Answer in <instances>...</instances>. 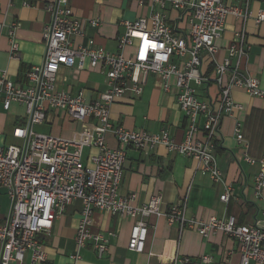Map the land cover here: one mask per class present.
Listing matches in <instances>:
<instances>
[{
  "label": "built area",
  "instance_id": "obj_1",
  "mask_svg": "<svg viewBox=\"0 0 264 264\" xmlns=\"http://www.w3.org/2000/svg\"><path fill=\"white\" fill-rule=\"evenodd\" d=\"M70 1L55 0L48 6L51 21L44 33V61L26 72V86L15 85L7 71L0 73L3 109L9 111L14 103L26 109L25 124L13 131L20 144L0 146V188L7 191L10 200L8 217L0 223V264H26V255L31 264L45 263L47 252L38 236L49 234L55 219L76 200L82 209L76 248L69 264H79L82 251L89 245L100 259L108 252L110 239L115 235L91 231L95 211L134 219L128 248L136 253H143L147 242L149 226L145 219L156 216L176 226L179 236L186 230L202 236L221 232L237 242L239 264H264V221L242 225L231 215L205 221L187 216L186 200L167 209L160 197L133 206L135 195L123 197L119 193L129 148L153 151L163 146L169 153L195 160L214 183L225 182L216 160L221 125L225 117L243 109L232 93L237 90L264 99L259 79L245 68L251 52L245 25L253 20L264 26V11L255 15L250 0H231V4L226 0H149L163 10L171 6L179 13L178 21L170 24L161 12L151 15L150 28L146 18L124 21V33L118 38L119 51L109 53L96 47L91 39L88 45L76 44V39L86 36L88 26L98 28L101 21L75 18ZM137 1L143 6L147 0ZM228 16L239 19L242 27L227 48V56L221 62L215 61L211 79L203 72V63L206 58H215L216 43L224 33ZM9 38L10 54L14 57L19 50L14 26ZM87 64L105 75V92L88 100L85 90L72 94L57 88L62 67L83 70ZM151 73L161 77L166 91L170 89L169 80L176 78L177 103L188 121L180 142L166 129L159 133L132 131L111 121L114 103L128 91L141 95ZM211 82L218 86L219 96L215 101H204L198 91ZM54 111L81 124L82 129L74 131L71 138L37 132L35 127L45 124ZM235 134L242 142L240 122L235 125ZM108 135L116 140L117 148L108 145ZM93 148L96 153L90 157L91 166H87L84 154ZM245 159L258 166L254 190L256 199H261L264 156ZM230 198L231 188L225 186L220 200L228 204ZM211 261L209 256L200 258L202 264ZM191 262L189 257L178 256L174 264ZM223 264L232 263L227 260Z\"/></svg>",
  "mask_w": 264,
  "mask_h": 264
},
{
  "label": "crops",
  "instance_id": "obj_2",
  "mask_svg": "<svg viewBox=\"0 0 264 264\" xmlns=\"http://www.w3.org/2000/svg\"><path fill=\"white\" fill-rule=\"evenodd\" d=\"M54 1L0 0V73L7 71L9 79L17 86L25 87L26 72L44 61V33L51 21L48 6ZM226 1L232 3L231 0ZM70 5L75 18L81 21H101L98 28L88 26L86 36L76 39V44L85 46L91 39L96 47L109 53L119 51L118 38L124 33L122 22L146 18L150 28L153 13H163L170 24H175L179 17V13L171 6L163 10L149 0L143 6L137 0H71ZM250 9L255 15L264 11V0H250ZM13 26L16 28L19 50L11 57L9 30ZM241 27L239 19L227 17L224 33L216 43L218 51L215 58L204 60L203 72L207 77L213 78L215 61L221 62L227 56V48ZM245 30L251 47L245 68L259 79L260 88L264 90V26H258L250 20L246 23ZM175 84L176 78L172 77L169 80L170 89L166 91L161 77L149 74L141 95L128 91L114 103L111 121L132 131L159 133L166 129L177 142L182 141L188 121L178 106ZM57 88L72 94L85 90L88 100H92L105 92L108 86L105 75L87 64L83 70L62 67L57 75ZM198 93L204 101H215L219 96V88L211 82L200 88ZM232 96L243 109L225 117L221 125L216 160L224 175V183H214L198 168L195 160L169 153L163 146H158L153 151L129 148L120 195H135L131 203L133 206L144 205L154 197H160L164 209L186 200L187 216L205 221L231 215L242 225L262 223L264 191L262 198L256 199L254 190L258 166L250 165L245 158L258 160L264 156V99L250 97L237 90L233 91ZM62 116L63 113L59 111L51 112L45 124L36 126L47 128L49 133H39L71 138L73 133H63L61 124L69 117ZM25 117L24 106L14 103L9 111H5L0 103V146L20 144L14 138L13 131L25 124ZM237 122L242 125V142L236 138ZM69 123H73L70 118ZM79 127L78 131L82 129V125L79 124ZM107 143L112 148L118 147L112 135L107 136ZM95 153L94 148L86 149L84 160L87 166H91L90 157ZM225 186L231 188L228 204L220 200ZM9 209L7 191L0 188V223L8 217ZM81 209V202L73 201L55 219L49 234L42 233L38 236L47 252V261L39 264H69V258L76 248L75 236ZM145 221L149 226L147 242L143 253H136L128 248L134 219L95 211L91 231L104 235L112 232L115 236L110 239L108 252L103 258H98L92 245H89L82 251L79 264H174L178 256L191 258L190 264H202V256L212 258L209 264H223L227 260L232 264L240 263L237 242L221 232L202 236L195 231L186 230L179 236L176 226L169 225L164 217L150 216ZM25 261L26 264H31L28 255Z\"/></svg>",
  "mask_w": 264,
  "mask_h": 264
},
{
  "label": "rangeland",
  "instance_id": "obj_3",
  "mask_svg": "<svg viewBox=\"0 0 264 264\" xmlns=\"http://www.w3.org/2000/svg\"><path fill=\"white\" fill-rule=\"evenodd\" d=\"M67 121H65V123H61L63 124V128H62V132L63 133H73L74 131H78L80 129L79 124L74 122L72 124L69 123V118L66 119ZM36 131L38 132H45V133H49L48 129L45 127H36ZM11 144V143H8Z\"/></svg>",
  "mask_w": 264,
  "mask_h": 264
}]
</instances>
